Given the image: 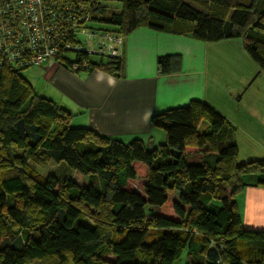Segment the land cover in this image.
Here are the masks:
<instances>
[{
    "label": "trees",
    "instance_id": "trees-1",
    "mask_svg": "<svg viewBox=\"0 0 264 264\" xmlns=\"http://www.w3.org/2000/svg\"><path fill=\"white\" fill-rule=\"evenodd\" d=\"M104 1L91 10V29L125 36L178 23L200 40L239 38L264 70V0H116L122 10L108 17ZM177 59L158 56V73L172 72ZM90 61L85 70L59 65L121 75L122 56ZM24 69L0 67V264H173L183 252L184 264H264V231L243 228L233 200L242 175L264 173V158L238 163L226 119L212 106L191 100L153 114L165 138L147 148L141 138L124 142L71 126V113L36 95ZM201 120L208 126L199 135ZM187 146L200 149L199 160L188 158ZM46 160L64 162L89 183L31 167ZM135 178L143 193L126 188ZM149 230L158 236L146 242Z\"/></svg>",
    "mask_w": 264,
    "mask_h": 264
},
{
    "label": "crops",
    "instance_id": "crops-1",
    "mask_svg": "<svg viewBox=\"0 0 264 264\" xmlns=\"http://www.w3.org/2000/svg\"><path fill=\"white\" fill-rule=\"evenodd\" d=\"M165 54L178 59L172 72L160 74L156 59ZM122 61L119 76L99 70L74 72L55 63H46L43 69L67 97L66 101L64 97L54 101L71 113L86 114L81 126L100 134L124 142L130 138L145 142L144 138L150 137L154 147L164 140L153 139L158 128L151 124L152 115L199 100L226 119L225 139L236 144L238 163L264 158V70L248 55L239 38L200 40L178 23L164 30L141 26L123 36ZM207 126L201 120L197 133L201 135ZM261 179L263 172L242 175V184L233 195L243 228L264 231ZM134 180H128L127 185ZM179 194L174 190L168 197L173 202ZM19 238L14 240L18 246Z\"/></svg>",
    "mask_w": 264,
    "mask_h": 264
},
{
    "label": "built area",
    "instance_id": "built-area-1",
    "mask_svg": "<svg viewBox=\"0 0 264 264\" xmlns=\"http://www.w3.org/2000/svg\"><path fill=\"white\" fill-rule=\"evenodd\" d=\"M96 2L0 0V67H44L66 60L85 70L90 59L121 57V34L89 26Z\"/></svg>",
    "mask_w": 264,
    "mask_h": 264
},
{
    "label": "rangeland",
    "instance_id": "rangeland-1",
    "mask_svg": "<svg viewBox=\"0 0 264 264\" xmlns=\"http://www.w3.org/2000/svg\"><path fill=\"white\" fill-rule=\"evenodd\" d=\"M243 1H246V0H243ZM104 5H106L108 8V12L106 13V17H108L111 12L121 11L122 7H123V3L120 1H116V0L104 1ZM49 63H53V62H49ZM42 67L43 66H30V67L22 70L21 72L24 75V77L31 84L32 89L36 95L48 97V98H51L52 100H55L57 102H59L64 97V100L66 101L67 97L62 95L61 91L57 88V86L55 85L52 78H49V76H47L46 71ZM79 72H83V71H79ZM75 111H79V110L75 109ZM85 115L86 114H84L82 112L71 113L69 124L71 126H75V125L81 126L83 123V118ZM157 128H158V132L156 134H154L153 139H155V141H158L159 139L164 140L165 136H164L163 129H161L159 127H157ZM144 139H145V144H146L147 148H153V146H150L152 143V142H150V140H152V138L146 137ZM129 140H125V142H127ZM157 144L158 143H156V145ZM187 147L197 148L194 146H187ZM198 150H200V149L197 148V151ZM186 152H188V151H186ZM197 154L198 153L196 151L190 150L188 152V156H189L188 158L192 161L199 160L200 156H198ZM31 167L43 177H45L48 173H53L60 180L71 178L75 182H77L79 185H85L86 183H88L90 181L87 176L82 175L81 173L71 169L64 162L57 164V163L53 162L52 160H46L44 163H41V164L31 163ZM127 187L130 189L131 188L132 189H138L141 191V193H143L142 192V180L139 178H137V179L135 178L134 181H130L129 184L127 185ZM169 206H170V201L166 202L165 205L162 208H160L161 209L160 211L164 214H168L169 210L165 209L164 207H169ZM160 211H159V213H161ZM157 236H158V234H157L156 230H149L148 234L146 235L145 241L151 242V241L155 240L157 238ZM184 257H185V252H183L182 256L179 259L175 260L173 262V264H182V262L184 261ZM104 258L107 261L113 260L112 255H106V256H104ZM30 264H39V261L35 260Z\"/></svg>",
    "mask_w": 264,
    "mask_h": 264
}]
</instances>
